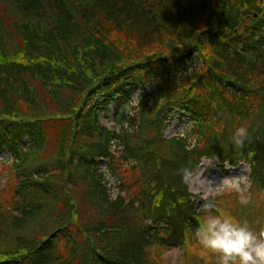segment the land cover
<instances>
[{"label":"trees","instance_id":"trees-1","mask_svg":"<svg viewBox=\"0 0 264 264\" xmlns=\"http://www.w3.org/2000/svg\"><path fill=\"white\" fill-rule=\"evenodd\" d=\"M113 100L118 131L100 123ZM173 116L195 147L164 136ZM3 151L14 183L0 200V264H160L147 246H178L203 218L182 167L246 161L264 201V0H0ZM97 155L131 190L125 204Z\"/></svg>","mask_w":264,"mask_h":264},{"label":"clouds","instance_id":"clouds-1","mask_svg":"<svg viewBox=\"0 0 264 264\" xmlns=\"http://www.w3.org/2000/svg\"><path fill=\"white\" fill-rule=\"evenodd\" d=\"M134 115V113H130ZM248 138V129L240 126L235 129L230 141L236 150L242 149ZM189 142L195 147L198 137L190 136ZM225 167H230L228 161ZM100 171L106 181L109 196L115 200L121 193L117 180L112 175L107 164L100 166ZM243 172H247L243 165ZM183 183L191 190L194 187H204L203 195L199 196L200 211L203 218L195 230V237L203 248L209 250L217 258V264H264V230L254 231L247 221H240L223 213L209 198L211 193H220L224 189H234L243 193L246 175L226 177L219 182L202 179V173L191 168L182 167L179 170ZM198 194V193H195ZM241 205H247L249 200L241 195Z\"/></svg>","mask_w":264,"mask_h":264},{"label":"rangeland","instance_id":"rangeland-1","mask_svg":"<svg viewBox=\"0 0 264 264\" xmlns=\"http://www.w3.org/2000/svg\"><path fill=\"white\" fill-rule=\"evenodd\" d=\"M136 98L138 95V90L134 91L132 94ZM131 105V104H130ZM122 105L118 102V100H113L109 103V109H108V116H103L101 118V121L103 124L111 125L114 123L115 118V112L122 110ZM132 110V108H127L125 110L126 113H129ZM185 120L186 118L179 119L176 116H173L171 118V121L168 125V127L165 129V134L167 135H175V134H183L186 133L189 134V127L185 129ZM184 135V134H183ZM4 156V159H3ZM5 157L7 158L6 153L1 152L0 153V192L3 191L0 195V200H4V202L7 201V198L4 195L9 194L11 191H13V177L12 173L14 172L13 166L11 165V161H4ZM99 166L104 165V162L98 163ZM245 166V165H244ZM122 169L125 171L126 175L129 177L130 170L129 168L122 167ZM243 165L239 164L236 166H230L226 167L224 170H221L219 168V165L216 161V159H203L202 164L195 170L197 173H202V179H206L209 181L219 182L223 178L226 177H238L241 175H246L245 184L242 186L246 189L243 193L237 192L234 189H224L220 193H211L210 195L213 196H221L227 194H230L229 197H226L225 201H227L228 205L225 203V208L227 210V215H230L234 217L237 220L240 221H247L249 225L252 227V229L255 231L256 225L258 224L260 226V229L258 228V231L264 230V217L258 216L259 211L256 207H259L252 203V201L249 200V198L252 196V191L249 190V184L247 182V174H248V168L247 172H243ZM117 182L119 183V178L116 177ZM117 187L119 189V192L121 195L125 196L126 199H128L130 196L129 190L125 186H121V183ZM193 193H200V195L204 194V187H194L191 189ZM3 195V196H2ZM199 195V196H200ZM244 195L248 200L249 203L247 205H241L239 203L240 196ZM223 198V197H222ZM229 199V200H228ZM200 202V201H199ZM202 202V201H201ZM224 202V200H223ZM260 210L261 214L264 213V205L261 207ZM91 214V211H87L85 213V216H89ZM263 217V218H262ZM253 221V222H252ZM254 225V227H253ZM10 236H14L16 234V231L13 229L8 230ZM194 248V249H193ZM193 248L187 249V254H184V252L181 251V248H173L166 253L165 256L168 258V264H217V258L214 254H212L209 250H207L208 254L210 256L203 259L202 255L199 252V249L197 246H194ZM186 251V250H185ZM164 258V256L162 255Z\"/></svg>","mask_w":264,"mask_h":264}]
</instances>
